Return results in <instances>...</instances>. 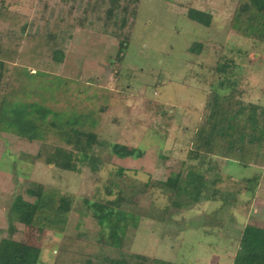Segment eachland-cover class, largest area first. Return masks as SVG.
<instances>
[{"label":"rangeland","instance_id":"rangeland-1","mask_svg":"<svg viewBox=\"0 0 264 264\" xmlns=\"http://www.w3.org/2000/svg\"><path fill=\"white\" fill-rule=\"evenodd\" d=\"M34 1L0 0V8L20 16L17 25L43 23ZM239 1L143 0L127 42L81 28L61 39L65 60L56 74L112 92L108 106L102 103L104 115L100 108L84 114L86 120L102 119L98 132L105 147L96 153L103 166L98 174L89 167L62 171L37 158L41 141L0 131V241L14 238L40 248L38 264H54L63 237L80 233L85 240L106 241L84 201H111L123 191L129 200L124 209L137 219L127 222L119 248L175 264H233L244 229H264V168L216 157L220 170L214 173L191 162L188 152L209 94H235L264 106V43L233 32ZM190 9L209 13L211 26L190 19ZM38 34L26 38L46 42ZM193 46L201 52H192ZM116 145L129 156L115 154ZM192 166L229 196L226 204L224 198H204L188 209L172 206L174 192L163 184L173 175L184 177ZM31 184L76 197L64 234L22 225L11 212L19 196L34 201L26 193Z\"/></svg>","mask_w":264,"mask_h":264},{"label":"trees","instance_id":"trees-1","mask_svg":"<svg viewBox=\"0 0 264 264\" xmlns=\"http://www.w3.org/2000/svg\"><path fill=\"white\" fill-rule=\"evenodd\" d=\"M142 1L35 0L36 14L40 12L39 16L46 20L43 23L27 20L20 25H17L20 16L10 17L7 10L0 8V131L41 141L37 158H44L47 165L73 173L89 167L98 174L103 162L97 148L105 147L98 132L102 119L86 120L84 114L86 111L96 114L100 108V116L104 115L106 108L102 103L107 102L108 106L112 92L56 74L65 60L61 39L81 28L127 42ZM188 17L204 27L211 26L212 16L204 11L190 9ZM231 27L237 34L264 43V0H240ZM36 32L40 38H48L46 42L26 38ZM198 49L193 46L190 50L200 53ZM49 139L52 144L47 142ZM113 151L122 158L129 156L117 145ZM216 157L264 168V106L242 102L235 94L222 96L215 92L207 96L188 159L219 173ZM202 171L192 166L184 177L181 173L173 175L163 184L174 192V208L188 209L204 198L229 200V196L210 186V179ZM220 181L218 178L216 184ZM26 193L33 202L19 196L11 206L19 222L64 234L76 197L43 184H31ZM108 194L112 195L111 191ZM128 202L123 191L111 201L85 200L89 205V214H85L100 225L99 235L106 241L85 240L80 233L63 237L54 264H175L119 248L120 234L126 231L127 222L137 219L124 209ZM10 223V230L14 231L15 226ZM40 255V248L20 240L0 241V264H38ZM233 264H264V229L253 226L244 229Z\"/></svg>","mask_w":264,"mask_h":264}]
</instances>
